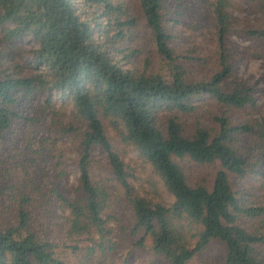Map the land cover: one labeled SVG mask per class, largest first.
<instances>
[{
    "label": "trees",
    "instance_id": "1",
    "mask_svg": "<svg viewBox=\"0 0 264 264\" xmlns=\"http://www.w3.org/2000/svg\"><path fill=\"white\" fill-rule=\"evenodd\" d=\"M132 1L136 13L130 0H0V148L8 144L0 157V214L14 212L13 222L0 221V264H74L65 251L81 250L82 235L96 233L99 243L106 241L109 192L93 179L96 148L106 154L124 191L133 229L144 233L135 245L142 246L145 236L147 249L167 264H190L196 252L219 240L226 252L217 264H264V200L248 204L231 183L232 176L251 177L264 190V114L242 121L227 115L232 108L258 109L255 88L240 80L228 61L229 0L209 2L220 69L207 78L190 76L180 61L184 56L169 43L167 22L177 21L171 16L180 14L184 1ZM259 1L261 23L245 32L258 41L264 57V0ZM89 9L92 15L84 19ZM145 33L156 69L148 56L142 64L130 59L142 53L143 42L135 40ZM24 35L37 43L29 58L16 47ZM204 98L224 109L213 114V126L197 119L188 130L182 116L194 113ZM63 135L78 140L74 199L57 181L45 192L42 181L47 165L57 170V179L66 173L56 144ZM117 144L133 148L151 167L170 204L134 193ZM184 158L218 163L210 187L188 184L179 162ZM11 163L19 166L20 178ZM49 205L67 210V240L73 243L61 245L32 227ZM85 247L91 254L94 248Z\"/></svg>",
    "mask_w": 264,
    "mask_h": 264
},
{
    "label": "rangeland",
    "instance_id": "2",
    "mask_svg": "<svg viewBox=\"0 0 264 264\" xmlns=\"http://www.w3.org/2000/svg\"><path fill=\"white\" fill-rule=\"evenodd\" d=\"M173 1L177 3L176 0ZM183 1L185 5L180 8V14L173 12V16H171L177 21L171 20L167 22L166 27L172 35L169 43L177 54L184 56L180 61L184 64L190 76L207 78L220 69L219 48L209 5V2L213 0H207L206 2L204 0ZM130 4L133 7L132 12L136 13L137 11L134 8L135 1L130 0ZM260 9L259 0H229V6L227 7V10L232 15V28L226 35L224 42L226 53L229 56L228 61L237 77L255 88L254 96L258 106L255 111L249 107L230 109L227 115L233 120L242 121L248 117L259 118L264 114L263 52L258 41L249 37L245 32V30L255 28L261 23ZM91 15L92 9H89L88 12L83 13L82 17L87 19ZM93 33L98 37L97 28L93 29ZM145 35L146 33L142 35V38L135 40V43L138 44L141 41L143 42L142 45L139 44V47L143 50L142 53L131 56L130 59L142 64L144 56H148L151 60V66L156 69V66H159L158 59L154 55L153 46L148 42ZM16 47L20 49L19 52L23 58H29L32 55L31 50L37 48V43L29 35H24L16 42ZM115 54V57L120 59L119 56L121 55L116 52ZM125 62V60H121L120 63L123 64ZM223 109L214 100L204 98L196 111L182 116V120L188 130H193L197 119L207 126H213V114ZM63 120L65 121L66 118ZM109 135L113 137L114 133L110 131ZM114 141H117L115 137ZM244 141L245 143L248 142L247 140ZM56 144L60 146L65 156L66 173L64 177L57 179L54 177V173L57 171L54 166L51 164L45 166V178L42 179L46 186L44 191L49 193L53 186L52 182L57 181L62 186L61 189L64 191V195L69 199H74L79 195L77 190L79 171L75 164V160L78 157V140L74 136L63 135L57 138ZM6 146L8 144L0 148L1 158H4L1 149L5 150ZM117 147L121 152L124 163L128 167V181L132 185L134 193L170 204L172 200L170 194L163 188L159 177L151 171V167L142 162V158L137 155L133 148L121 144H117ZM14 152L18 153L20 157H24V154H20L18 149L14 148ZM13 153L11 152V154ZM92 155L93 179L104 184L109 192L108 206L105 209L106 215L104 217L106 216L107 218L106 226L111 230V233L106 235L107 239L106 241L103 240L104 243H99L101 239L96 233L82 235L78 242L82 249L76 252H71L70 249H67L64 258L74 264H167L164 258L152 254L147 249L146 244L149 243L147 237H143L144 244L142 246L135 245V242L142 238L144 233L133 229L134 217L126 203L124 191L110 172L106 154L96 148L93 150ZM12 159L20 162L17 156ZM179 162L190 185L200 183L210 187L214 174L219 169V165L216 162L197 164L188 158H184ZM10 165L13 168V173H17L20 178L22 172L19 166L15 167L14 163ZM231 183L235 190H242V194H244L242 197L248 204L263 202L264 190H258L256 183L253 182L251 177L240 179L232 176ZM250 192L253 194L246 195ZM47 209L48 213H45L42 209L40 211L41 214L35 215L36 218L33 219L32 227L40 232L41 235H47L61 245L63 242L67 244L73 243L67 240V223L65 220L67 210L62 207H52V205L51 207L50 205L47 206ZM12 210L6 212L3 209L0 214V221L13 222L14 212ZM90 237L93 240L88 239ZM85 245L94 248L91 254H89ZM225 252L226 246L223 242L212 240L203 250L194 254L190 264H217L224 257Z\"/></svg>",
    "mask_w": 264,
    "mask_h": 264
}]
</instances>
